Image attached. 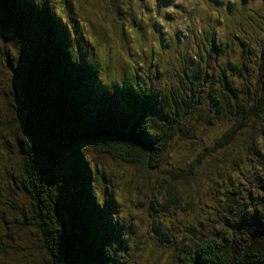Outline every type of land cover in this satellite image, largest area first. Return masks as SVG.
<instances>
[{
  "label": "trees",
  "instance_id": "obj_1",
  "mask_svg": "<svg viewBox=\"0 0 264 264\" xmlns=\"http://www.w3.org/2000/svg\"><path fill=\"white\" fill-rule=\"evenodd\" d=\"M64 1L69 11L62 4L57 10L43 6L46 10L35 13L33 0H0V27L9 30L11 49L18 54L7 64L16 70L14 64L20 63L17 73L25 105L21 113L10 104L7 121L0 110V132H15L11 144L0 135L10 163L9 182L0 185V264H39L40 250L45 256L40 264H140L144 260L132 254L139 243L138 254L156 256L149 238L171 251L165 264H264V42L256 50L241 38L242 31H231L218 21L213 28L206 24L209 18L201 20L203 26L196 31L189 28V38L175 47L180 52L170 57L172 66L183 60L176 71L182 88L176 104L187 115L181 125L160 111L147 80L120 61L123 45L114 48L113 41L107 42L99 58L93 52L110 30L96 19H83L94 10L77 3L87 6L88 0ZM95 2L103 21L112 23L104 13L108 0ZM224 6L229 17L237 11L235 4ZM127 7L115 0L117 14ZM75 10L81 13L76 16ZM176 12V6L164 11L149 32L168 33L165 23ZM73 21L81 24L71 26ZM126 28L124 22L117 27L124 38ZM142 32L136 37L140 46L146 37ZM174 43L171 36L159 46L152 42L154 48L141 65L161 67L151 59ZM195 104L199 107L193 108ZM156 112L162 113L160 118ZM179 128L184 137L196 130V145L178 143L177 170L166 169L162 165ZM185 150L192 162L182 156ZM90 154L137 167L127 182L135 197L131 203L142 206L148 200V208L155 204L164 213L148 214L154 236L142 240L144 236L114 235L116 224L106 220V210L116 198L100 199L104 170L92 165ZM228 154L235 164L248 159L262 166L252 170L248 186L225 190V199L210 206L205 216H197L202 192L198 172L206 159ZM111 176L123 187L121 175ZM189 181L191 186L185 188ZM212 185L211 194L204 195L213 202L222 184ZM177 210L189 214L180 219ZM137 214L145 222L143 213Z\"/></svg>",
  "mask_w": 264,
  "mask_h": 264
},
{
  "label": "rangeland",
  "instance_id": "obj_2",
  "mask_svg": "<svg viewBox=\"0 0 264 264\" xmlns=\"http://www.w3.org/2000/svg\"><path fill=\"white\" fill-rule=\"evenodd\" d=\"M35 2V5L32 6L34 8V12H40L46 10V7L43 8V6H50V9H58L63 4L65 8L69 7L70 5L65 2L64 0H33ZM69 1V0H68ZM121 2H124L128 5L127 9L121 13L117 14L115 10V0L109 1L105 3L104 7V13H108L109 18L112 20V23H106L103 21V16L101 13V9L95 10V6L93 7V4L96 5L97 3L95 0H88L86 3L87 6H84L83 2L77 3V5H81L82 7L89 9H93V14H89L87 11V14H84L85 18H90L92 20L96 19L102 26H105L107 29L110 30V32L103 36V42L100 43V46H97L95 49L93 48V52L99 56L103 55V47L107 42L113 41V47L116 48L118 46H122L121 48V55H120V61H122L123 64H126L124 62H127L128 68L131 70L130 72L138 73L141 78L144 80H147V84L151 86V90L153 92V97L156 96L158 99L159 107L162 109L161 112L164 113H170L173 118V121L178 120L179 124L183 125V122L186 118V114H183V111H181L178 107V104H176V99L179 97L178 89L181 88V79L176 76V71H178L179 65L182 63V59L180 62L176 63V66H172L170 64V57L176 55V51L179 48L183 42L187 38H189V28L196 31L198 28H201L202 21L204 19H208V22L206 24L211 25L213 28L216 27L217 22L221 25L227 26L226 28H232L231 31L237 29V31H242L241 38L247 41L249 45L256 48V50H259L262 47V44L264 42V0H119ZM22 2H25V0H22ZM71 2V1H69ZM238 2V3H236ZM225 4H235V8L237 11L232 15V17H229L230 15L227 14L226 10H224ZM74 5V4H73ZM73 5H71V8H74ZM76 5V7H77ZM176 6V13H174L170 19L168 20V23H165V26L170 28L168 29V33L164 32H158L151 34L150 27L153 28L155 22L154 19L164 13V11H171V7ZM78 8V7H77ZM207 9V10H206ZM69 11V9L67 8ZM74 10V9H73ZM85 10V9H83ZM76 11V10H75ZM108 11V12H107ZM74 12V11H73ZM103 12V11H102ZM79 12L76 11V16ZM81 13V12H80ZM79 13V14H80ZM85 13V12H82ZM116 15V16H115ZM74 16V15H72ZM79 16V15H78ZM73 19V18H72ZM71 19V21H72ZM84 19V20H85ZM109 19V20H110ZM96 21V22H97ZM103 22L104 24H102ZM123 22L128 26L129 30L126 34L128 35L126 38L121 34V31H117V27L120 26V24ZM254 22V24H253ZM95 23V22H94ZM144 23L148 24V26L143 25ZM238 23V26L236 28V25ZM78 24L73 21V24L71 26H77ZM94 25V24H93ZM115 26L114 28L112 26ZM261 27H256V26ZM142 27L144 30H140L139 28ZM203 26V25H202ZM219 26V25H218ZM4 26L0 27V106H5L7 108L0 109L2 118H4L5 121L11 117V111L13 108H10V104H16V111L23 112L22 108L25 107L24 100L21 97V91L19 89L20 87V79H19V73H17V68H20V63L17 60V62L14 64L16 66V70L9 67L7 64V61H16L18 59L17 52L13 51L11 49V42H12V36L9 33L8 29H3ZM124 27V26H123ZM221 27V26H220ZM229 30V31H230ZM144 31V32H142ZM161 31V30H160ZM143 33L146 37L144 44L142 46L138 45L137 36ZM222 32V31H221ZM107 33V32H106ZM223 33V32H222ZM99 35V33H98ZM96 35V36H98ZM100 36V35H99ZM170 36L175 39V43L173 44L171 49H168L169 51H166L165 47L164 51L162 53V56L158 57L154 54V57L151 59L152 62L156 61L161 63V67H150V63L147 65H141L146 59L145 56H148L150 50L154 48L152 45V42L155 45H160V41L165 42L166 40L170 42ZM118 37V39H117ZM122 37V38H121ZM109 40V41H106ZM105 42V43H104ZM109 44V43H108ZM120 44V45H118ZM195 44V42L192 43V45ZM176 47V48H175ZM145 48L147 51L143 53L144 51H141ZM106 51V47L104 48ZM156 52V50H153ZM180 52V50H178ZM170 53V55L166 53ZM237 56H239L240 49L237 48ZM192 53V52H191ZM194 53V51H193ZM94 58L96 56L94 55ZM113 62H116L117 57L112 56L111 57ZM165 60V61H164ZM146 62V61H145ZM102 81L106 82V74L103 73ZM165 96H168V101L164 100ZM164 100V101H163ZM199 107V104H195L193 108ZM3 108V107H2ZM33 109H37V106L33 103ZM15 111V112H16ZM158 115L157 117L160 118V113L156 112ZM193 123V122H192ZM182 128V127H181ZM181 128L177 130V132L173 135L171 138L170 146L172 149H169L168 152V158H166V164L163 163L162 167L169 169L172 168L173 170H177L175 167L178 165V154L175 152V148L177 150V144L180 143L181 147L189 146L193 144V142L196 140L195 135L196 130L187 133V136L184 137L185 133L180 132ZM188 128L184 127V129ZM7 138L8 144L13 143L14 140H12L13 134L15 132L11 133H3L0 132V135ZM191 134V135H190ZM3 137L0 138V185H5V183L9 182L7 178L8 173L7 170H9L10 163L5 157V143H3ZM186 143V144H184ZM196 143L192 146H195ZM178 151V150H177ZM187 150L183 151V155L185 158H187V163L192 162L193 158L188 157ZM220 155H215V162H213V158L206 159L204 162H207L205 164V168H200L199 170V176L198 179H200L201 182V197L199 198L198 202L196 201V210L199 211L197 216H205L206 210L210 209L209 207H214L217 203L221 202L222 199H225L224 193L225 190L229 189L234 191L238 187H242L243 184H247L248 186V176L251 174L252 170L256 167L262 166L260 162H252L245 159H241L239 163L235 164V160L230 157L228 154L227 157H219ZM90 157H92V165L96 164V167H102L104 170L103 179L100 180V183L102 184V187L98 190L100 191V199L104 200L107 198H116L115 205L108 207V210H106V213H108V218H106L107 221H109V224L114 226L116 224V229L114 231V235L116 236H144L142 240H145V236H154L152 235V227H150V224H152V218L148 216V214H152L153 216H160L164 214L163 212H160V209L158 205L156 206L153 204L150 208L148 200L143 202V205H133L131 201L135 199V197L132 195L133 190L131 186L127 183L130 180V176L132 174H136L137 167L136 166H130L128 164H122L118 162L116 159L111 158L109 156H99V157H93L90 154ZM219 157V158H218ZM13 157H11L12 159ZM180 159V158H179ZM14 160V158L12 159ZM238 162V161H237ZM184 166V165H183ZM182 166V167H183ZM190 166V165H189ZM168 167V168H167ZM204 167V166H203ZM186 169V166L183 170ZM194 169V168H193ZM111 174H115L117 176L121 175V180L124 181L122 186H119V180L116 178H113ZM180 175V172L178 173ZM138 175V174H137ZM182 177H186L187 175L185 172L181 173ZM102 176V175H101ZM149 179H151L153 176L148 174ZM231 178V184L227 185V181ZM211 181L209 183V181ZM211 179V180H210ZM118 180V185L116 184ZM187 182V181H186ZM185 182V183H186ZM4 183V184H3ZM184 183V185H185ZM212 183L215 184H222V187L219 188L218 192L215 194V201H211L209 199L210 196L204 195V194H211V189L214 187ZM184 186L185 188H189L191 186V182L189 181V184ZM122 187V192H120L119 189ZM193 187V186H192ZM129 188V189H128ZM146 189V188H145ZM122 193V194H121ZM17 196L19 193H16ZM21 196V194H19ZM13 196V195H12ZM118 198V199H117ZM196 198V197H195ZM144 199V198H143ZM238 199H241L240 195ZM196 200V199H195ZM215 204V205H214ZM218 205V204H217ZM186 207V206H184ZM218 207V206H217ZM159 209V210H158ZM144 211V212H143ZM177 217L178 218H184L187 214V211L183 210H177ZM138 212H142L144 215L145 222H141L138 219ZM182 212V213H181ZM185 213V214H184ZM162 217L160 218V220ZM141 224L140 225L138 224ZM144 226V227H143ZM212 230H214V225L212 227ZM131 231L133 233H131ZM236 237V236H232ZM243 237V236H242ZM239 239L238 237H236ZM149 240L154 242L153 248L156 251L153 258H149L147 254H138L137 252L141 251V245L140 243L138 246L133 248L132 254L136 255L138 257H141L144 262L140 264H165V260L171 259L172 253L170 250L164 249L163 246H161L159 243H156L155 240L149 238ZM126 243V242H125ZM130 246H132L130 244ZM129 250V245L127 246ZM125 247V248H127ZM133 247V246H132ZM118 251L119 248H117ZM127 250V252H128ZM43 251L40 250L39 254V264L40 261L43 263L44 255L42 254ZM126 255L123 254V258ZM158 256V258H157ZM126 258V257H125ZM157 260V261H156ZM131 261V259L129 260Z\"/></svg>",
  "mask_w": 264,
  "mask_h": 264
},
{
  "label": "bare ground",
  "instance_id": "obj_3",
  "mask_svg": "<svg viewBox=\"0 0 264 264\" xmlns=\"http://www.w3.org/2000/svg\"><path fill=\"white\" fill-rule=\"evenodd\" d=\"M92 171V170H91Z\"/></svg>",
  "mask_w": 264,
  "mask_h": 264
}]
</instances>
